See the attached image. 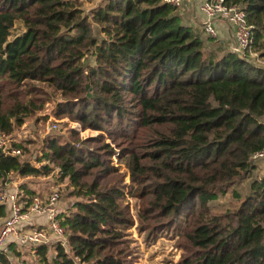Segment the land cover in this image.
<instances>
[{"label": "trees", "instance_id": "trees-1", "mask_svg": "<svg viewBox=\"0 0 264 264\" xmlns=\"http://www.w3.org/2000/svg\"><path fill=\"white\" fill-rule=\"evenodd\" d=\"M225 2L245 12L252 50L264 60V0ZM17 21L23 31L12 35ZM36 82L64 99L54 116L106 128L120 152L106 141L101 153L90 149L94 137L76 145L47 135L37 167L0 157V178L53 176L79 198L58 214L68 249L57 245L50 261L51 247L39 246L35 264H133L124 192L101 180L117 171L113 156L125 161L142 201L139 229L147 237L175 229L179 264H264V175L235 209H209L218 189L250 176L252 154L264 147V65L218 42L207 46L163 0H104L90 14L77 0H0V132L43 108ZM20 188L35 194L27 183ZM6 213L0 205V218ZM0 262L9 259L0 254Z\"/></svg>", "mask_w": 264, "mask_h": 264}, {"label": "rangeland", "instance_id": "rangeland-1", "mask_svg": "<svg viewBox=\"0 0 264 264\" xmlns=\"http://www.w3.org/2000/svg\"><path fill=\"white\" fill-rule=\"evenodd\" d=\"M77 1L85 14H90L91 9L104 2V0ZM22 31L23 25L21 22L17 21L12 29V35L21 33ZM95 34L99 38L102 37V34L99 33L96 28ZM201 36L206 41L207 46L215 47L217 45L214 38L205 35ZM249 60L253 61L252 59ZM253 62L261 65V63H258L256 60ZM84 63L86 65L93 64V56L87 54L84 58ZM34 84L43 90L44 94L42 97L45 103L42 109L36 110L34 113L27 116L25 122L12 131L11 136L16 140L14 143H20L21 145L26 146V151L20 156L21 158H40L43 142L47 135L59 136L63 141H70L76 145H79L88 137H94L97 140L87 144L90 149L97 150L101 153V145L103 141H106L116 151L115 153L118 154L120 152L118 146L112 144L109 140L105 131L106 128H103L104 130L85 129L79 122L72 120L68 116H62L60 118L54 116L53 111L56 104L63 102L64 99L58 92L54 91L46 84L37 82ZM11 101V99H8L7 103H10ZM262 120L264 121V116L262 117ZM48 127L51 128L48 130ZM71 129L76 130L75 135L70 133ZM100 135H102V137ZM32 163L35 165L34 162ZM37 164L39 163L37 162ZM112 164L117 166V171L110 177L101 180L103 184H116L120 186L124 192V203L128 204L129 214L134 221L133 225L127 232L129 248L132 250V256L134 258L133 264H179V260L183 255V250L178 244L179 238L175 229L167 228L159 230L156 234L148 237L147 230L139 229L141 224L138 214L142 207V201L135 195L136 186L129 178V171L126 167L125 161L118 160L116 156H113ZM253 164L255 166L247 179L237 181L228 187L224 186L217 190L216 197L209 202V209L212 214H219L227 210L235 209L239 202L249 193V184L251 180L264 175V159L254 160ZM4 182L7 184L16 182L20 185L22 183H27L29 187L34 189L35 193L40 194H46L50 192L53 187H59L61 191L58 204L59 213L69 211L75 199H79L76 197H70L68 191L72 190V188L68 187L66 182H57L53 176L22 177L19 173L12 172L5 178H0V186ZM10 186H13V183ZM4 217L5 216L0 218V223ZM41 222L40 219H34L31 221L32 224H39ZM53 244H55V242H53ZM65 249H68V247ZM27 253V249L24 248L21 249V252L14 250L10 259L11 264H15L17 261H22L23 264H35L36 262H34ZM52 254L53 250L50 248L49 256Z\"/></svg>", "mask_w": 264, "mask_h": 264}, {"label": "built area", "instance_id": "built-area-1", "mask_svg": "<svg viewBox=\"0 0 264 264\" xmlns=\"http://www.w3.org/2000/svg\"><path fill=\"white\" fill-rule=\"evenodd\" d=\"M163 1L175 6L178 11H185L190 4L188 0ZM198 10L201 15L198 28L202 35L218 38L215 22L223 21L232 28V39L226 47L238 57L256 60L264 65V60L252 50L254 43L252 25L247 22L246 14L239 5H230L225 0H198ZM50 128L48 127V130ZM11 135L12 133L0 132V157L24 154L21 147L13 144L16 140ZM252 159H264V147L254 152ZM29 162H34L36 167L40 165L37 157H33ZM12 183L13 186H10ZM12 183L4 182L0 186V205L7 206V214L0 223V254L7 257L11 264L12 246L17 252L24 248L27 249L29 257L36 262L37 247L48 245L53 250V254L48 256L51 261L56 255L57 245L67 247V235L58 218L60 188L53 187L46 194L35 193L29 197L20 188V184ZM35 216H44L45 220L39 224H32ZM15 264L23 262L17 261Z\"/></svg>", "mask_w": 264, "mask_h": 264}, {"label": "crops", "instance_id": "crops-1", "mask_svg": "<svg viewBox=\"0 0 264 264\" xmlns=\"http://www.w3.org/2000/svg\"><path fill=\"white\" fill-rule=\"evenodd\" d=\"M188 1L190 2V4L187 5L188 9L185 11H178L179 15L183 23L190 25L199 31L198 23L201 15L198 10V0ZM215 26L218 31V38H216L215 41L226 47V44L232 39V28L223 21H216ZM200 35L202 34L200 33ZM34 219H40L42 222L45 220L44 216H35Z\"/></svg>", "mask_w": 264, "mask_h": 264}]
</instances>
